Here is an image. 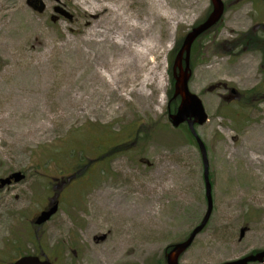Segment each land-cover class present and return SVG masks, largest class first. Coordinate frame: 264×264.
Masks as SVG:
<instances>
[{
	"label": "rangeland",
	"instance_id": "374dc122",
	"mask_svg": "<svg viewBox=\"0 0 264 264\" xmlns=\"http://www.w3.org/2000/svg\"><path fill=\"white\" fill-rule=\"evenodd\" d=\"M26 1L0 0V97L19 99L8 114L14 132L0 126V179L23 175L0 191V264L31 254L53 264H166L167 249L185 241L207 211L200 153L168 115L175 102L169 59L210 0H164L173 21L157 34L134 82L147 79L145 87L131 84V92L116 83L102 98L83 87L80 105L73 76L57 71L71 68L73 47L87 49L91 18L78 0H40L42 14ZM222 1L223 21L199 41L189 83L208 115L197 133L207 150L212 213L179 264H223L264 250V96L252 98V110L243 97L223 99L224 85L245 90L258 79V53L233 50L230 40L264 22V4ZM28 22L46 33L40 44L28 36ZM31 73L46 76L42 94L11 89L15 76ZM35 126L43 130L19 135ZM107 149L108 160L92 161ZM55 201L59 212L34 226Z\"/></svg>",
	"mask_w": 264,
	"mask_h": 264
},
{
	"label": "bare ground",
	"instance_id": "6f19581e",
	"mask_svg": "<svg viewBox=\"0 0 264 264\" xmlns=\"http://www.w3.org/2000/svg\"><path fill=\"white\" fill-rule=\"evenodd\" d=\"M78 5L91 18L88 25L92 31V38L84 40L87 49L81 47L71 49L73 59L71 68L57 71L60 76H73L77 94L74 102L77 105L82 104L83 87L89 90L91 96L97 98H102L106 92L114 94L116 90L113 86H116V83L127 89L131 88V92H133L131 84L145 87L147 79L138 85L134 82L144 69L142 64L146 54L156 46L159 31H169L174 15L169 5L164 0H78ZM104 24L109 25L108 31L103 29ZM27 26L28 36L35 37L40 44L46 33L34 22H28ZM45 81L46 76L40 79L35 73L15 76L11 82V89L15 88L26 97L29 92L32 95L33 93L40 95L43 93L41 86ZM137 93L139 96L142 95L141 90ZM17 101L19 99L13 97L10 92L0 97V126L5 128L7 134L14 132L10 129L11 119L8 114L9 108ZM27 101L32 104V96ZM41 130L42 126H35L19 135L25 137L37 135Z\"/></svg>",
	"mask_w": 264,
	"mask_h": 264
},
{
	"label": "water",
	"instance_id": "95a60500",
	"mask_svg": "<svg viewBox=\"0 0 264 264\" xmlns=\"http://www.w3.org/2000/svg\"><path fill=\"white\" fill-rule=\"evenodd\" d=\"M40 3L38 6H34L31 0H28V5L33 8L39 14L43 13L45 7L40 0H35ZM211 12L206 19L197 26L190 29L185 35L180 49L174 58L172 65V77L174 81L173 85V98H179V105L174 114L169 115V120L173 128H178L182 124H186L192 137L195 139L204 166V185H205V198L207 202V211L200 222L188 238L180 243L174 244L170 251L165 254L166 264H179L180 257L189 249L195 240L196 236L205 228L212 213V188L208 176V160L207 151L204 143L201 141L196 133L195 126L203 125L208 116L204 110L203 104L200 98L189 91V81L192 76V70L190 68V53L193 43L205 32L213 28L222 18L224 13V3L222 0H210ZM54 11L68 19L71 16L64 13L61 9L55 8ZM23 180V175L20 173H14L8 178L0 179V189L5 186L17 183ZM58 211V204L54 203L49 208L41 211L35 218L34 223L38 226L48 222ZM264 262V250L255 254L247 255L241 259L225 262L223 264H252ZM13 264H51L49 261H41L36 256H23Z\"/></svg>",
	"mask_w": 264,
	"mask_h": 264
},
{
	"label": "flooded vegetation",
	"instance_id": "af4514ba",
	"mask_svg": "<svg viewBox=\"0 0 264 264\" xmlns=\"http://www.w3.org/2000/svg\"><path fill=\"white\" fill-rule=\"evenodd\" d=\"M31 1H32V4L34 6L40 5V3L38 1H35V0H31ZM259 2H261V1L259 0ZM27 3H28V0L26 1V4ZM263 4H264V0H263ZM27 6H29V5L27 4ZM262 19H264V14L262 15ZM212 30L214 31V29H212ZM211 31L204 34L203 38L204 37L206 38L210 34ZM245 34H246L245 36L240 35L241 37L238 34L235 36V38H233V40H230L232 42V48H233V50L238 49V46L242 47L243 50L250 48V51L254 50L255 52L258 53L259 58L257 60L258 62L256 63V69H255L259 75L258 79L256 80V82L254 84H250L251 86H248L245 90L244 89H238L237 87H233V88L227 87L224 85L223 88L225 91L228 92V94L223 96V99L226 101L234 102V101L239 100L243 97V99H241L242 100L241 104L244 103L245 107L247 109H250V108L255 107L257 105L256 103H254V100H252L253 97H257L259 95L264 96V91H263L264 90V22H262L261 20H260V22H257V23L253 22L250 30H248V32ZM243 100H245V102H243ZM229 104H233V103H229ZM250 110H252V109H250ZM113 148L115 149L117 147L113 146ZM109 149H107L103 154L97 156V158H94L92 161H95V163H96V162H99V161L104 160V159L108 160L110 158ZM4 188L0 189V191H2Z\"/></svg>",
	"mask_w": 264,
	"mask_h": 264
},
{
	"label": "trees",
	"instance_id": "16d2710c",
	"mask_svg": "<svg viewBox=\"0 0 264 264\" xmlns=\"http://www.w3.org/2000/svg\"><path fill=\"white\" fill-rule=\"evenodd\" d=\"M246 34H243V36H245ZM199 39L194 43L193 47H192V51H191V62L193 60V57L196 55L198 49H201L200 46H199ZM179 47H177L175 50H178ZM174 54V51L172 52ZM171 65H172V58L170 57L169 59V75H170V82H171V90H170V97H172V94H173V80H172V76H171ZM191 67H192V64H191ZM177 104H178V101H175L174 102V106H173V109L170 111V113H174L176 108H177ZM181 130H183L185 136L187 137V139L192 143L194 144L196 147V143L194 141V139L192 138L191 134L189 133L187 127L184 125V126H181L180 127ZM256 252V251H254ZM157 264H161V262H158Z\"/></svg>",
	"mask_w": 264,
	"mask_h": 264
}]
</instances>
